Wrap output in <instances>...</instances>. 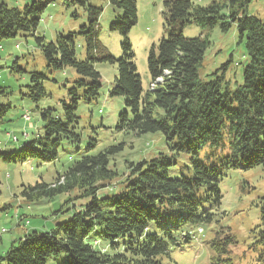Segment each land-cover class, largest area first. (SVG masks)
Returning a JSON list of instances; mask_svg holds the SVG:
<instances>
[{
	"label": "trees",
	"instance_id": "obj_1",
	"mask_svg": "<svg viewBox=\"0 0 264 264\" xmlns=\"http://www.w3.org/2000/svg\"><path fill=\"white\" fill-rule=\"evenodd\" d=\"M28 1L18 8L0 0V40L29 34L47 68L69 67L76 76L68 89L69 103H61V113L36 106L42 133L8 156L0 152V157L13 163L32 159L52 163L63 139L79 144L80 136L74 133L75 112L80 101L97 100L102 79L94 65L100 62L117 66L108 92L111 98H123L116 130L135 135L160 133L167 152L127 162L120 175L109 167V158L121 148L109 147L90 155L95 148L91 142L82 157L57 173L52 183L40 180L22 186L21 196L27 202L78 190L75 197L85 203L76 208L71 202L70 207L54 211L53 217L67 214L69 218L49 231L25 234L0 257V264H47L51 257L63 259L60 264H163L171 247L192 240L193 230L217 223L222 201L219 183L227 170L264 165V14L248 13L253 0H213L206 6L191 0L166 2L163 27L167 37L160 40L157 51L149 52L147 67L154 87L144 91L128 39L137 23L136 0H106L121 12L110 24V30L123 39L122 56L117 60L99 43L102 7L94 0H61L63 5L82 7L87 25L78 33H57L48 42L37 29L53 0ZM192 25L219 27L222 32L235 27L246 58L241 81L239 75H233L235 88L226 79L229 62L205 72L211 42L207 35L186 36L185 27ZM77 35L85 41L84 59L76 57ZM41 78L44 75L32 73L27 86L25 96L34 103L46 96ZM11 108L10 102L0 103V125ZM183 156L186 164L179 167ZM170 172L178 176L171 177ZM60 180L63 184L52 186ZM101 190L106 192L99 195ZM259 221L250 237L255 240L251 245L259 246L257 263L264 264V196ZM224 230L217 228L208 241L214 263L235 243ZM90 237H94L93 244ZM225 261L231 264L229 259Z\"/></svg>",
	"mask_w": 264,
	"mask_h": 264
},
{
	"label": "rangeland",
	"instance_id": "obj_2",
	"mask_svg": "<svg viewBox=\"0 0 264 264\" xmlns=\"http://www.w3.org/2000/svg\"><path fill=\"white\" fill-rule=\"evenodd\" d=\"M172 0H136L137 23L128 34V39L134 54L136 71L140 76L142 88L149 91L151 77L148 72L147 59L149 52L157 51L161 39L166 38L164 30L165 3ZM201 6L209 5L213 0H191ZM10 7L21 8L28 0H5ZM93 3L102 7L98 24V40L109 55L117 60L122 56V37L118 32L110 30V24L121 12L115 10L106 0H94ZM249 14L263 16L264 0H253L248 7ZM83 25H87L86 13L82 7L63 5L61 0H53L41 15L37 33L45 37V41H54L56 34L78 33ZM191 29V30H190ZM186 36L207 35L210 46L204 59L205 72H212L226 62V79L235 88L233 75L241 81L242 65L244 64V43L239 42L234 26L226 32L219 27L212 29L192 25L185 27ZM85 41L81 35L76 36L75 50L78 59L86 55ZM95 70L100 74L102 87L96 101L87 103L80 101L76 110L78 117L74 125V133L80 136L79 144H70L63 139L52 163L36 159L24 163L6 162L0 157V230L4 229L0 241V257L11 247L12 243L32 231H49L57 223L69 218L67 214L53 217V212L70 207L73 203L80 208L85 200L76 198L78 190L62 193L51 199L27 202L22 196V186L33 185L37 181L52 183L53 177L61 173L71 162L79 160L88 144L95 142V148L88 154L95 155L109 147H120L109 158V167L121 175L127 162H137L150 159L160 151L167 152L160 133L135 135L132 132H118L116 122L118 114L124 109L122 97H109L108 92L117 75L116 63H95ZM220 70L218 73H220ZM39 73L45 78L43 83L46 96L38 103L32 102L25 94L31 85V74ZM72 68L52 70L46 67L40 49L34 37L18 34L11 39L0 40V103L10 102L12 108L8 111L5 121L0 125V152L8 156L11 152L23 148L26 144L42 133V122L36 106L42 109H54L61 113L62 101L69 103L68 89L75 78ZM28 116V120L24 119ZM203 154V151H202ZM187 157L180 158L181 167L186 164ZM171 177L178 173L170 172ZM114 181H120L118 179ZM63 184L62 180L52 186ZM222 195L221 206L217 211V223L203 226L202 234L192 231L195 237L189 243L180 241L181 245L170 249V257L163 264H258V247L251 245L255 240L250 237L251 231L260 223V201L264 196V165L248 170L229 169L219 183ZM105 190H101L102 195ZM76 199H73V198ZM67 202V203H66ZM234 237L235 243L228 245L227 254H222L216 263L215 256L208 241L213 238L217 228ZM196 232V234H195ZM88 241L93 244L94 237ZM181 246V247H180ZM61 258H49L47 264H60Z\"/></svg>",
	"mask_w": 264,
	"mask_h": 264
},
{
	"label": "built area",
	"instance_id": "obj_3",
	"mask_svg": "<svg viewBox=\"0 0 264 264\" xmlns=\"http://www.w3.org/2000/svg\"><path fill=\"white\" fill-rule=\"evenodd\" d=\"M5 233V230L4 229H1L0 230V237Z\"/></svg>",
	"mask_w": 264,
	"mask_h": 264
},
{
	"label": "bare ground",
	"instance_id": "obj_4",
	"mask_svg": "<svg viewBox=\"0 0 264 264\" xmlns=\"http://www.w3.org/2000/svg\"><path fill=\"white\" fill-rule=\"evenodd\" d=\"M25 116V115H24ZM25 120H28V116H25Z\"/></svg>",
	"mask_w": 264,
	"mask_h": 264
},
{
	"label": "crops",
	"instance_id": "obj_5",
	"mask_svg": "<svg viewBox=\"0 0 264 264\" xmlns=\"http://www.w3.org/2000/svg\"><path fill=\"white\" fill-rule=\"evenodd\" d=\"M1 239H2V236L0 237V241H1Z\"/></svg>",
	"mask_w": 264,
	"mask_h": 264
}]
</instances>
